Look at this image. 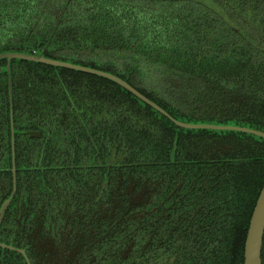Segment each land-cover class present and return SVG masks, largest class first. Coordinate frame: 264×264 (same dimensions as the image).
<instances>
[{
	"label": "trees",
	"instance_id": "obj_1",
	"mask_svg": "<svg viewBox=\"0 0 264 264\" xmlns=\"http://www.w3.org/2000/svg\"><path fill=\"white\" fill-rule=\"evenodd\" d=\"M211 2L0 0V53L109 71L180 121L264 131V0ZM13 158L0 242L31 264H243L264 138L182 128L104 77L0 58V207ZM0 264L27 262L0 246Z\"/></svg>",
	"mask_w": 264,
	"mask_h": 264
},
{
	"label": "water",
	"instance_id": "obj_2",
	"mask_svg": "<svg viewBox=\"0 0 264 264\" xmlns=\"http://www.w3.org/2000/svg\"><path fill=\"white\" fill-rule=\"evenodd\" d=\"M207 3L212 4L211 0H203ZM216 12L220 13L221 16L225 21H227L230 25L233 26L232 22L228 18L226 14L223 13V11L215 7ZM0 58H6L8 60L11 59H23V60H30L35 62H42L48 65L72 69L76 71H81L89 74L98 75L101 77H104L106 79H109L118 85H120L125 90L129 91L133 95H135L138 99L143 101L144 103L150 105L152 108L160 112L161 114L167 116L169 119H171L177 126L186 128V129H210V130H233V131H240L245 132L248 134L256 135L261 138H264V131L254 129L251 127H245V126H239V125H222V124H213V123H189L177 120L173 118L166 110H164L162 107H160L157 103L149 99L147 96H145L143 93H141L139 90H137L135 87H133L131 84H129L126 80L122 79L118 75L111 73L109 71H104L101 69L93 68L90 66H84L80 64H76L70 61H63L53 58H48L44 56L43 53L40 54H29V53H22V52H5L0 53ZM11 131L13 135V126L11 122ZM12 153L14 156V145L12 142ZM13 188L10 196L3 202L0 208V225L3 220V217L5 215V212L7 210V207L12 200L16 189V169L14 167V159H13ZM263 244H264V183L263 186L259 192L258 198L256 200V203L254 205L249 226L247 229V234L245 238V244H244V261L243 264H262V250H263ZM2 246H6L2 244ZM12 248V247H10ZM23 252L22 250H20Z\"/></svg>",
	"mask_w": 264,
	"mask_h": 264
},
{
	"label": "flooded vegetation",
	"instance_id": "obj_3",
	"mask_svg": "<svg viewBox=\"0 0 264 264\" xmlns=\"http://www.w3.org/2000/svg\"><path fill=\"white\" fill-rule=\"evenodd\" d=\"M14 145V144H13ZM14 157V156H13ZM14 159V158H13ZM14 167H15V161H14ZM12 168H13V166H12ZM12 168H11V171H12ZM16 169V168H15ZM12 182H13V172H12ZM16 184H17V181H16ZM17 190V189H16ZM12 192V191H11ZM16 193V192H15ZM11 194V193H10ZM15 195V194H14ZM10 196V195H9ZM14 197V196H13ZM13 199V198H12ZM6 200V199H5ZM4 200V201H5ZM3 201V202H4ZM12 201V200H11ZM10 201V202H11ZM3 204V203H2ZM10 204V203H9ZM9 206V205H8ZM1 208V207H0ZM8 208V207H7ZM7 211V210H6ZM6 213V212H5ZM5 216V215H4ZM3 219H4V217H3ZM2 222H3V220H2ZM2 222H1V225H2ZM1 225H0V227H1ZM2 244H4V245H6V246H2ZM0 246L1 247H3V248H8V249H10V250H16V252H18L19 254H21V255H23L24 257H25V260H26V262H27V264H31L30 263V260H29V258H28V256H27V254H26V251H25V249H22V248H16V247H14V246H12V245H10V244H6V243H3V242H0ZM10 247H12V248H10ZM20 250H22L23 252H21ZM264 250H262V264H263V262H264Z\"/></svg>",
	"mask_w": 264,
	"mask_h": 264
},
{
	"label": "rangeland",
	"instance_id": "obj_4",
	"mask_svg": "<svg viewBox=\"0 0 264 264\" xmlns=\"http://www.w3.org/2000/svg\"><path fill=\"white\" fill-rule=\"evenodd\" d=\"M263 250H264V244H263ZM264 260V259H263ZM263 264H264V262H263Z\"/></svg>",
	"mask_w": 264,
	"mask_h": 264
}]
</instances>
